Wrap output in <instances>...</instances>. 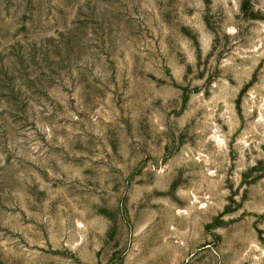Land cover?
I'll use <instances>...</instances> for the list:
<instances>
[{
  "label": "rangeland",
  "instance_id": "374dc122",
  "mask_svg": "<svg viewBox=\"0 0 264 264\" xmlns=\"http://www.w3.org/2000/svg\"><path fill=\"white\" fill-rule=\"evenodd\" d=\"M0 264H264V0H0Z\"/></svg>",
  "mask_w": 264,
  "mask_h": 264
}]
</instances>
